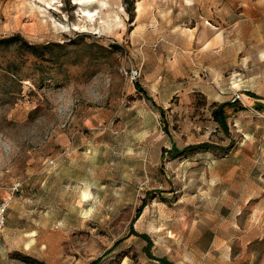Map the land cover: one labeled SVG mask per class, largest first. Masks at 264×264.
I'll list each match as a JSON object with an SVG mask.
<instances>
[{"label":"rangeland","instance_id":"obj_1","mask_svg":"<svg viewBox=\"0 0 264 264\" xmlns=\"http://www.w3.org/2000/svg\"><path fill=\"white\" fill-rule=\"evenodd\" d=\"M13 35L0 264H264V0H0Z\"/></svg>","mask_w":264,"mask_h":264},{"label":"trees","instance_id":"obj_2","mask_svg":"<svg viewBox=\"0 0 264 264\" xmlns=\"http://www.w3.org/2000/svg\"><path fill=\"white\" fill-rule=\"evenodd\" d=\"M16 36H9V37H6V38H1L0 41L2 42H5V43H9L11 41H13L15 39ZM26 45L30 48H33L35 47L34 44L32 43H26ZM234 105V102H230V101H224V102H221L217 105L216 108H214L213 110V115H214V118L215 120H217V122L219 123V125H221L222 127L224 128H227V116H226V113H225V108L226 107H230ZM208 144L206 143H201V144H196V145H191V146H187L183 149H177L176 148L172 151V154L174 153H180L181 151H190V150H193L195 148H200V147H206ZM143 235L144 237H146V239L148 240L147 244L150 243L149 242V239H148V236H146L145 234H141ZM148 246H146V250L148 249L147 248ZM148 252V250H147ZM149 253V252H148ZM151 256V254H149ZM162 264H172L171 262H169L166 258L164 257H159L157 258Z\"/></svg>","mask_w":264,"mask_h":264},{"label":"built area","instance_id":"obj_3","mask_svg":"<svg viewBox=\"0 0 264 264\" xmlns=\"http://www.w3.org/2000/svg\"><path fill=\"white\" fill-rule=\"evenodd\" d=\"M129 76L131 79H135L138 76L137 70H130ZM238 97H239V94H235V98H238ZM4 206H5L4 204H2L0 206V215H2V211L4 210ZM2 223H3V220H2V218H0V228L2 226Z\"/></svg>","mask_w":264,"mask_h":264},{"label":"bare ground","instance_id":"obj_4","mask_svg":"<svg viewBox=\"0 0 264 264\" xmlns=\"http://www.w3.org/2000/svg\"><path fill=\"white\" fill-rule=\"evenodd\" d=\"M83 194H84V196H86V193L85 192Z\"/></svg>","mask_w":264,"mask_h":264}]
</instances>
